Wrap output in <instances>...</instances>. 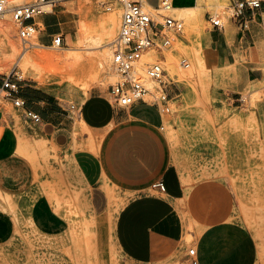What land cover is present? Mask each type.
I'll return each instance as SVG.
<instances>
[{
  "label": "rangeland",
  "instance_id": "374dc122",
  "mask_svg": "<svg viewBox=\"0 0 264 264\" xmlns=\"http://www.w3.org/2000/svg\"><path fill=\"white\" fill-rule=\"evenodd\" d=\"M146 1L158 4V0ZM18 4L22 3L10 1L11 6ZM229 4L230 0H194L189 7L164 12L184 21V33L170 48L149 50L138 71L139 78L145 79L143 66L161 62L168 88L173 89L170 112L159 109L157 137L180 170L183 184L190 191L195 189L192 210L186 206L183 210L194 218L189 230H195L198 236L199 225L208 224L209 215L224 214L225 218L217 217L218 220L236 221L253 234L259 260L264 264V85L246 89L242 99L231 104L225 93L229 83L213 80L202 49L204 31L212 29L206 16L221 17L228 28ZM46 10L36 17V22L44 26V32L48 30L44 17L56 24L54 27L63 33L64 44L59 48L52 44L24 47L18 26L7 11L0 21L11 25L8 32L17 45V53L10 50L1 32L0 73L16 68L23 76V88L39 87L66 104L78 106L93 93H109L110 86L120 79L112 67L111 48L118 34L95 47L86 43L84 27L92 33L103 32L106 17L115 14L119 33L121 6L110 0H61ZM148 10L157 19L156 11ZM105 49L109 61L99 72L98 81H94L91 72L98 71L96 54ZM151 52L157 54L156 60L147 56ZM24 54L35 55L37 61L25 64ZM65 54L73 55L70 62L74 56L84 55V72L73 76L74 80L70 78L72 71L60 61ZM183 58L188 59L190 67L181 65ZM146 84L158 94L154 82L146 79ZM4 95L0 92V121L6 127L5 148L0 153V210L15 217L17 233L9 245L0 247V264H128L114 243L112 219L108 215L103 221L94 213L91 188L76 171L73 157L58 150L41 125L25 118L23 109L15 107ZM77 126L76 140L84 133L91 142L102 137L101 132L79 128V123ZM76 148L82 145L77 144ZM110 192L116 207L118 190ZM188 238V248L195 247V239L191 235Z\"/></svg>",
  "mask_w": 264,
  "mask_h": 264
},
{
  "label": "crops",
  "instance_id": "0c3cea01",
  "mask_svg": "<svg viewBox=\"0 0 264 264\" xmlns=\"http://www.w3.org/2000/svg\"><path fill=\"white\" fill-rule=\"evenodd\" d=\"M193 2L173 0V6L186 8ZM246 17L250 19L247 28L231 19L228 28L226 24L223 30L207 28L202 38L206 68L216 83H229L225 93L233 105L242 99L246 89L264 85V1ZM43 22L48 30L38 37L42 44L49 45L53 36L63 35L47 18ZM29 87L22 86L19 95L28 108L40 114L39 125L53 145L73 157L76 171L91 188V207L103 221L115 208L110 191L118 190V202L124 203L116 214L112 233L128 264L188 262L189 235L195 239L199 264H261L253 234L241 223L218 220L217 217L225 218L224 214L209 215L208 224L199 225L198 236L195 230H189L194 218L183 210L184 206L192 210L196 192L183 184L180 170L157 137L161 120L152 98L121 107L113 102L110 93H93L78 104L77 113L71 104L57 100L51 93ZM167 91L171 101L173 89ZM261 114L264 133V111ZM77 123L79 128L101 132V139L91 142L84 133L76 140ZM5 132L0 121V153L5 148ZM77 144L82 148H76ZM160 179L167 184L166 192L152 186ZM16 233L15 217L0 210V247L9 245Z\"/></svg>",
  "mask_w": 264,
  "mask_h": 264
},
{
  "label": "built area",
  "instance_id": "2783aa9c",
  "mask_svg": "<svg viewBox=\"0 0 264 264\" xmlns=\"http://www.w3.org/2000/svg\"><path fill=\"white\" fill-rule=\"evenodd\" d=\"M11 0H0V16L7 11L12 14L18 26V36L24 47L34 45L33 40H38L44 32V26L36 22V17L47 13V6H56L61 0H33L19 5H10ZM146 0H110L121 6L122 17L120 31L112 42V67L119 80L109 88L113 102L121 107L133 106L152 98L153 104L163 112H170V95L165 81L166 70L159 61L146 63L144 68L145 79L139 78L138 65L149 50H163L170 48L176 39L184 33L185 24L182 19L166 15L164 12L174 10L173 0H159L153 13L145 6ZM264 0H230L229 10L231 19L236 20L243 28L248 27L247 12L253 13L262 6ZM108 9L111 6L107 7ZM211 26L217 30L225 28L221 17L209 16ZM62 34L52 37V46L59 48L64 44ZM39 41V40H38ZM40 42V41H39ZM181 65L190 67L187 58L181 60ZM146 79L157 85L158 94L152 92L146 84ZM23 76L16 68L7 73H0V92L5 93V98L10 100L17 108L23 109L25 118L35 124H40L42 118L39 113L27 107L26 100L19 95L22 87ZM77 111L78 106L71 104ZM153 188L166 192L167 184L163 180L153 183ZM189 264H199L196 247L188 250Z\"/></svg>",
  "mask_w": 264,
  "mask_h": 264
},
{
  "label": "bare ground",
  "instance_id": "6f19581e",
  "mask_svg": "<svg viewBox=\"0 0 264 264\" xmlns=\"http://www.w3.org/2000/svg\"><path fill=\"white\" fill-rule=\"evenodd\" d=\"M27 0H13V3H25ZM216 3V2H215ZM19 5V4H18ZM84 5H85V2H84ZM145 6L146 8L148 9H151L153 10L154 7H151L147 1H145ZM85 7V6H84ZM221 7V6H220ZM175 9V8H174ZM180 10V9H179ZM185 10V9H184ZM186 12V11H185ZM4 14H2V16H4ZM184 13L181 15L183 16ZM187 14H185L186 16ZM197 15V14H196ZM192 18V16H190ZM4 19V18H3ZM193 19V18H192ZM191 20H189L190 22ZM193 23H194V20H192ZM11 26V25H10ZM9 22L8 21H0V33L2 32L3 34H5L4 37H6V44L7 46L10 48V50L16 54L17 53V45L14 41H12L10 39V36H9ZM87 28V27H86ZM85 29V41L87 44H92L96 47L102 45V42L103 41H110L112 40L118 33V29H119V20L117 18V16L115 14H110L108 15V17H106L105 19V22H104V30L103 32H96V33H92V32H89L87 31V29ZM11 35V33H10ZM1 41V40H0ZM5 41V40H4ZM34 46H44L41 42L37 41L34 43ZM104 46V45H103ZM19 49V48H18ZM68 52V51H67ZM154 52V51H153ZM156 54V53H155ZM153 54L152 52L149 53V55H147L151 60H156V55ZM109 52L105 49L104 52L102 53H97L96 54V57H95V65L97 66L98 68V71H95V72H91V76L93 77V80L94 81H98L99 79V72H101V70H103V66L104 64H106L107 60L109 59ZM73 55L71 54H65V56L62 58V60L60 59V61L64 62V67L66 69H70L72 71V74L70 75V78L71 80H74L75 78L73 76H76L77 75H80L84 72V66H85V63H84V55H78V56H74L75 60L73 62H70L69 59L72 58ZM92 57H94L92 55ZM22 59L24 60V63L25 64H32L33 61H37L36 60V56L35 55H32V54H29V55H22ZM50 59V58H49ZM54 59V58H53ZM73 59V58H72ZM109 61V60H108ZM87 63V62H86ZM109 64V63H107ZM88 66V65H87ZM95 66V67H96ZM94 67V68H95ZM96 68V69H97ZM87 69V67H86ZM176 74V73H175ZM88 77V76H87ZM87 79V78H86ZM88 80V79H87ZM92 80V81H93ZM90 81V83L92 82ZM89 85V84H88ZM91 86V85H90ZM43 136V135H42ZM34 137V136H33ZM113 197V196H112ZM115 203V202H114ZM123 202H117V206L109 212V216L110 218L112 219L113 223H114V220L116 218V214L119 212V210L121 209V207L123 206ZM114 205V204H113ZM119 248V247H118Z\"/></svg>",
  "mask_w": 264,
  "mask_h": 264
}]
</instances>
